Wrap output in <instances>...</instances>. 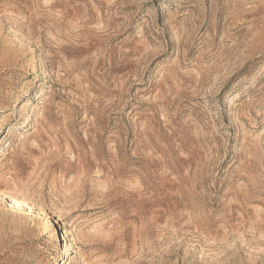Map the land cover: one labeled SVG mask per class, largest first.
I'll return each instance as SVG.
<instances>
[{
	"label": "rangeland",
	"instance_id": "obj_1",
	"mask_svg": "<svg viewBox=\"0 0 264 264\" xmlns=\"http://www.w3.org/2000/svg\"><path fill=\"white\" fill-rule=\"evenodd\" d=\"M0 264H264V0H0Z\"/></svg>",
	"mask_w": 264,
	"mask_h": 264
}]
</instances>
